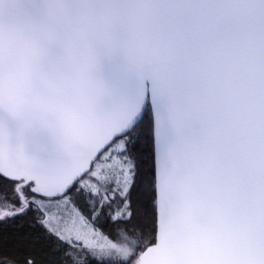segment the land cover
Listing matches in <instances>:
<instances>
[{
  "label": "snow or ice",
  "instance_id": "6c2138e0",
  "mask_svg": "<svg viewBox=\"0 0 264 264\" xmlns=\"http://www.w3.org/2000/svg\"><path fill=\"white\" fill-rule=\"evenodd\" d=\"M0 264H264V0H0Z\"/></svg>",
  "mask_w": 264,
  "mask_h": 264
},
{
  "label": "trees",
  "instance_id": "16d2710c",
  "mask_svg": "<svg viewBox=\"0 0 264 264\" xmlns=\"http://www.w3.org/2000/svg\"><path fill=\"white\" fill-rule=\"evenodd\" d=\"M22 224L24 222H21ZM28 232V229L26 225L19 231H14V230H9V232L6 234L5 239H6V246L4 247V251L7 253H18L19 245L17 244V239L22 237Z\"/></svg>",
  "mask_w": 264,
  "mask_h": 264
}]
</instances>
